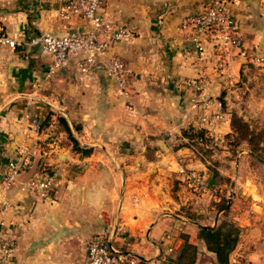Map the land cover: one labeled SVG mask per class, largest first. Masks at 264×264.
I'll use <instances>...</instances> for the list:
<instances>
[{"label": "crops", "instance_id": "1", "mask_svg": "<svg viewBox=\"0 0 264 264\" xmlns=\"http://www.w3.org/2000/svg\"><path fill=\"white\" fill-rule=\"evenodd\" d=\"M66 1L0 0V30L22 42L17 50L0 46V108L20 96L0 114V196L8 194L20 205L7 213L15 242L10 264H83L88 241L98 237L137 255L141 264H165L167 255L180 253L182 233L197 247L193 264L207 259L219 264L199 237L208 224L186 217L184 209L198 214L216 209L223 181L194 150L173 147L186 141L178 137L190 126L215 137L231 131L230 120L205 124L199 116L212 113L208 98L227 97L246 63L234 58L232 76L225 80L217 67L216 38H205L199 61L193 31L180 30L188 14L215 0H105V18L135 32L111 47L130 70L124 90L103 62L83 75L79 54L48 76L53 57L30 40L90 28L80 17L58 15ZM230 11L238 31L258 42L255 25L264 18V0H230ZM253 42L249 49L257 50ZM200 74L207 88L195 92L187 81ZM34 119L41 124L39 133L32 130ZM41 161L50 169H37ZM12 162L19 165V176L6 189L2 168ZM183 169L199 173L207 186L193 188ZM43 175L55 178L51 196L20 192L22 183ZM244 214L237 215L242 235L229 264H264V222H243ZM221 215L217 211L212 224Z\"/></svg>", "mask_w": 264, "mask_h": 264}, {"label": "built area", "instance_id": "2", "mask_svg": "<svg viewBox=\"0 0 264 264\" xmlns=\"http://www.w3.org/2000/svg\"><path fill=\"white\" fill-rule=\"evenodd\" d=\"M105 0H67L58 8V15L69 20L80 17L90 24L87 30L75 31L63 35L42 33L35 35L30 44L39 47L43 52L52 55L48 76L56 73L68 64L72 54H79V71L83 75L92 74L101 62L106 72L115 79L119 88L125 89L130 74L125 60L111 52L113 43L128 38L131 33L125 28L107 20L103 14ZM180 30L193 31L190 39L195 42L197 60H203L206 51L205 38L215 37L220 51L217 67L225 80L232 76L231 63L234 58H240L245 63L264 65V57L257 50L249 49L246 38L238 31L237 22L230 11V0H215L207 4L203 11L188 14L180 25ZM0 46L16 48L21 43L0 30ZM187 85L195 92H203L207 88L206 76L200 74L187 81ZM206 107H212L211 114L199 116L202 123L213 120L226 121L227 116L222 111V103L216 97L206 100ZM41 124L37 119L32 123V130L39 133ZM179 162L184 163L180 158ZM19 165L9 163L2 168L3 182L6 189L17 182ZM186 172V170H181ZM187 177L196 186L206 187L205 179L197 172L188 171ZM55 189V178L52 175L35 176L22 183L20 192H35L47 198ZM20 205L7 197L0 196V264H10L15 249V242L10 231V221L7 213L18 211ZM83 264H141L140 258L123 250L112 240L93 238L87 246Z\"/></svg>", "mask_w": 264, "mask_h": 264}, {"label": "rangeland", "instance_id": "3", "mask_svg": "<svg viewBox=\"0 0 264 264\" xmlns=\"http://www.w3.org/2000/svg\"><path fill=\"white\" fill-rule=\"evenodd\" d=\"M255 27L259 35L257 36L258 42L254 43L246 35L245 38L248 47L253 46V42L254 46L257 45L259 54L264 57V18ZM129 31L131 35L128 38H134L135 32L131 29ZM20 43L22 45V42ZM14 49L17 50L18 47ZM46 75L44 80H48ZM42 85L37 83L38 88ZM230 88L227 97H219L218 100L222 103V111L226 114L227 120H230L231 131L221 133L220 137L211 136L206 131L203 136L197 133L200 132L197 130H201V126L198 128L190 126L186 129L187 135L183 136L182 132V136L178 137L179 139L185 137L186 141L183 140L182 143L177 141L173 147L187 146L194 150L195 155L205 161L208 168L217 174L224 184L222 200L216 209L210 208V213L198 214L189 207L184 209V215L211 227H217L223 221L228 223L227 230L236 225L239 228V241L235 247L236 249L242 235V228L237 224V222H241L237 219L238 214L245 213L247 219L243 222H264V65L246 63L245 71L241 73L236 82L230 83ZM17 96L13 97L15 99H7L2 105L3 108H0V114L8 105L20 97ZM235 116L243 119L249 125L251 132L254 134L252 144L243 139L241 134L232 130V119ZM193 129H196V131H193ZM253 148L256 149L258 155L251 152ZM178 158L184 159L183 156ZM37 169L49 170L50 166L41 161L37 163ZM192 185L194 184L192 183ZM194 187L196 186L194 185ZM250 192L256 193L253 195ZM1 197L11 199L8 194ZM229 202L230 206L227 211H222ZM217 211L222 215L220 221L215 225L212 223ZM182 237L188 239L186 233H182ZM196 252L197 249H188L185 254L186 257L182 261L177 258L174 259V255H167L164 263L189 264V260L196 256ZM208 262L207 259L205 264H208Z\"/></svg>", "mask_w": 264, "mask_h": 264}, {"label": "trees", "instance_id": "4", "mask_svg": "<svg viewBox=\"0 0 264 264\" xmlns=\"http://www.w3.org/2000/svg\"><path fill=\"white\" fill-rule=\"evenodd\" d=\"M65 123V119L61 118L60 120ZM232 130L236 133H239L242 135L243 139H245L247 142L252 144V140L254 137V134L251 132V129L247 122H245L243 119L235 116L232 119ZM193 131H196V129H193ZM200 132H197L198 135H205L206 130L201 128V130H197ZM183 136L187 135L186 129L183 131ZM77 150L83 151L84 154H90L91 149H81L78 145L75 146ZM251 152L254 155H258L256 152V149H252ZM225 208V207H224ZM222 209V211L224 210ZM224 210V212H226ZM220 221V220H219ZM218 221V222H219ZM226 227H228L227 221H223L220 225L217 227H202L200 230V237L206 242L207 248L209 251L214 252L217 255V260L219 264H229L230 260V254L235 249L238 241H239V228L236 225H233L231 229L227 230ZM188 249H197L196 245L191 244L188 239H185V243L183 244V247L180 251V253L177 254L176 258L179 261H182L186 257V252ZM197 255V252H196ZM174 258V259H176ZM196 259V256L189 260V264H193L194 260Z\"/></svg>", "mask_w": 264, "mask_h": 264}, {"label": "water", "instance_id": "5", "mask_svg": "<svg viewBox=\"0 0 264 264\" xmlns=\"http://www.w3.org/2000/svg\"><path fill=\"white\" fill-rule=\"evenodd\" d=\"M13 99H15V98H13ZM3 108V107H2ZM230 206V202L225 206V209H227L228 207ZM224 209V210H225ZM218 219H219V216H217V218H216V222L218 221ZM206 228H210L211 226H205Z\"/></svg>", "mask_w": 264, "mask_h": 264}]
</instances>
